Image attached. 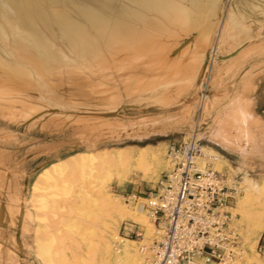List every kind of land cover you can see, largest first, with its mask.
I'll return each instance as SVG.
<instances>
[{"label": "rangeland", "instance_id": "obj_1", "mask_svg": "<svg viewBox=\"0 0 264 264\" xmlns=\"http://www.w3.org/2000/svg\"><path fill=\"white\" fill-rule=\"evenodd\" d=\"M203 1L207 7L191 11L190 25L129 0H27L28 12L20 15L23 36L0 19V178H13L2 181L0 192L13 210L10 224L20 222L21 250L33 264H45L35 243L51 233L61 264H99L98 246L105 249L86 231L83 215L77 217L76 171L66 174L73 193L63 186L51 206L32 203V183L49 162L122 147L164 150L167 160L168 144L195 132L201 146L224 156L221 171L237 181L230 223L239 234L240 256L232 264H246L252 244L259 259L253 264H264L258 243L264 197L251 195L242 212L247 191L239 182L245 173L264 177V120L258 116L260 109L264 115V0ZM167 167L152 182L141 179L139 169L124 182L112 169L101 176L131 208L135 203L124 195H144ZM8 193L18 197L8 199ZM73 217L79 223L68 229ZM146 232L137 217L118 220L120 239L140 246ZM147 254L148 248L143 258Z\"/></svg>", "mask_w": 264, "mask_h": 264}, {"label": "bare ground", "instance_id": "obj_2", "mask_svg": "<svg viewBox=\"0 0 264 264\" xmlns=\"http://www.w3.org/2000/svg\"><path fill=\"white\" fill-rule=\"evenodd\" d=\"M56 1L57 0H49L50 3H55ZM129 1L130 3L132 2L142 8L159 12L168 19L175 20L177 22L183 23L184 25L185 24L190 25L193 22V17H192L193 15L191 11L193 10H195L196 12L200 10L204 11L205 8L207 7V3H205L206 1L204 2L203 0H189L188 6L185 5L184 3L186 0H129ZM27 6H28L27 0H0V19L5 23L6 26L10 28L9 29L10 31L17 33L20 36L24 35L23 34L24 29L21 24L20 15L22 14L23 11L28 12ZM63 24L71 25L68 24L67 22H64ZM224 30L225 28L223 24L221 27V32H223ZM78 32L82 33V29L80 27L77 28V33ZM200 43L202 47L204 45L206 46L208 40L205 41L204 37H201ZM201 53L202 50L198 52L197 56H200ZM208 72L209 69H207V73ZM205 103L206 101L204 100V98H202L201 101L202 107L205 105ZM193 134L199 136L196 132ZM165 156L166 155H164V150L152 149V148H130V147L129 148L122 147L119 149L102 148L95 151L91 150V151L75 152L64 158H61L57 161L50 163L47 167H45L40 171V173L37 175V177L32 183L31 201L34 204V206L37 205L40 206L42 209L43 208L45 209L48 205H50L49 203L52 202L51 200H54L55 197L58 196L59 194L61 195V193L58 190L61 189L63 186L64 188L66 187L67 189L70 188L71 191L74 190L72 189L74 188L72 187L73 185L71 187L69 186L71 184L67 185V183L69 182L68 180L70 179L67 176L68 177L67 180L66 174L69 172L76 171L77 172L76 174L81 179L80 180L81 183L79 184L78 190L76 191V194L80 195L77 204L78 207L77 217L80 219V216L83 215L82 219L90 224L86 226V231L92 233L93 234L92 236L96 234L98 244L103 242L105 246V249L101 245L98 246L100 253L99 264H143L142 261L144 259L143 254L145 255L146 253V250L150 244L151 236H153V234L155 235V228L152 222L147 217L144 210H142L137 204H135L134 207L130 208L129 204L125 203L122 200L121 198L122 196H118L117 194L111 193L109 191L108 180H105L104 177L101 175L103 171H106L107 174H110V170L112 169L118 181L124 182V180H126L125 178H127L129 173H131L133 170L139 169L142 171L141 179L152 182L155 180L153 174L156 171H158L159 168L166 167V165H169V159L167 158L166 160ZM195 161L199 167H204L205 165H209L210 168L217 171H221L224 163L226 162V159L224 158L223 155H220L218 152L213 150L212 147L204 146V145L201 146L200 144V153H198L195 156ZM105 177L107 176L105 175ZM239 182L244 184V187L247 191L246 194L247 197L244 196L246 201L245 202L243 201V204L241 203L242 204L241 211H242V209L244 210L245 203L247 204V202L249 201L248 199L251 197V195L255 194L257 196L264 197V177L249 176V174L245 173ZM69 190H67V192H69ZM76 194L74 197H76ZM74 203H76V201ZM136 217L139 218L141 223L146 225V231H147L143 235V237L147 239V242L141 243L140 246L136 245V241L133 239H126V238L120 239L118 234L116 233V227L119 219L130 218L132 221H136ZM78 218L73 217L70 222L66 223V227H68V229H72V228L74 229V227L76 228L77 227L76 225L79 223V220L77 221ZM95 218H96V222L94 221ZM232 219L233 216L231 213L230 222L232 221ZM256 222L258 221L255 220V223ZM262 230H264V225L259 229L260 232ZM86 231H84L85 234ZM85 236H87V234ZM58 240L60 241V239ZM55 241H56V237L54 234L51 233L49 240L44 241L41 239L39 242L35 243L37 254L40 257L41 261L45 262V264L60 263V261L58 263V260H60V258L58 259L57 257L62 252L57 251L56 249L57 247L54 248V246L56 245L54 244ZM256 241H257V236L253 239V242ZM92 244L94 246L95 243ZM57 246H59L60 249L61 246L59 245V243ZM250 251H251L250 256L245 254V256L247 257L244 256L243 259L244 263L246 264H253V261L255 262L258 259L257 258L258 255L255 254L254 252L253 244L250 247ZM53 253H57L56 255H54L55 257H53ZM62 258L64 259V257ZM236 259L237 257L233 259L231 264Z\"/></svg>", "mask_w": 264, "mask_h": 264}, {"label": "built area", "instance_id": "obj_3", "mask_svg": "<svg viewBox=\"0 0 264 264\" xmlns=\"http://www.w3.org/2000/svg\"><path fill=\"white\" fill-rule=\"evenodd\" d=\"M199 141L191 134L170 142L169 165L157 185L144 195H124L155 228L143 264H231L239 256V234L230 223L229 208L237 181L209 165H197Z\"/></svg>", "mask_w": 264, "mask_h": 264}, {"label": "crops", "instance_id": "obj_4", "mask_svg": "<svg viewBox=\"0 0 264 264\" xmlns=\"http://www.w3.org/2000/svg\"><path fill=\"white\" fill-rule=\"evenodd\" d=\"M258 116H260L264 120L262 109L258 111ZM11 151L8 150V152L12 153ZM51 162H49V164ZM2 176L3 175L1 174V177ZM5 177L7 178H0V186H2L3 180H5L4 182L6 183L9 180L13 179L11 178L12 174H9V173L6 174ZM1 194L2 195L0 196V264H33L31 260L25 258L24 253L21 250L22 242H20V236H19L20 222L15 227L10 224V218H11L10 213L13 210H10V207L8 204L3 203L2 198H5L4 197L5 195H3V192ZM7 195L8 196L6 198L8 199L9 197L15 196L10 193H8ZM15 197H18V196H15ZM258 243L260 245L261 250L264 251V231L263 230L260 232L258 236Z\"/></svg>", "mask_w": 264, "mask_h": 264}]
</instances>
